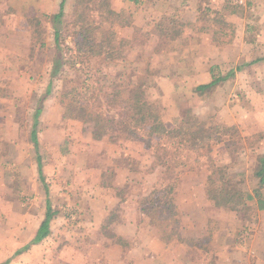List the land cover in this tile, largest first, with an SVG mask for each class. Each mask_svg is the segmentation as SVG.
Wrapping results in <instances>:
<instances>
[{"label": "rangeland", "instance_id": "obj_1", "mask_svg": "<svg viewBox=\"0 0 264 264\" xmlns=\"http://www.w3.org/2000/svg\"><path fill=\"white\" fill-rule=\"evenodd\" d=\"M95 1L101 3V11L89 18L100 24L94 31L95 44L103 51L102 60L110 53L116 55L113 63L102 65L111 81L128 88L146 87L148 98L161 106L169 129L185 131L197 120L206 127L231 126L236 132L212 142L207 156L176 146L158 163L156 142L149 146L145 135L115 143L100 140L92 134L91 125L66 116L63 85L65 79L74 78V71L65 70L51 78L57 51L54 16L64 13L60 46L65 51L74 46L77 23H84L80 15L89 12L86 8L95 9ZM189 1L159 0L151 7L116 0L117 8L125 4L119 12L128 18L127 23L131 21L125 26L101 18L107 5L114 7L113 0H83L87 4L79 0H0V211L9 209L8 216L0 214V228L8 229L0 232V240L15 239L13 230L20 226L21 211L25 214L24 240L31 242L48 206L56 213L54 226L66 223L69 232L87 221L91 225V217L82 210L99 207L112 210L105 222L106 232L125 226L126 234L132 235L127 241H135L142 252L144 241L162 240L174 256L189 255L190 264L199 259L200 264H223L230 256L238 262L251 257L250 264L256 258L264 259V218L258 200H247L246 209L231 210L216 206L208 196L211 175L217 187L224 174L245 192L257 186L254 168L264 153V112L258 111L257 119L244 99L264 95V65L251 70L247 82L254 75L259 80L244 88L222 82L220 89L200 95L184 82L195 63L208 62L213 55L209 40L199 39L200 35H210L220 47L233 45L234 54L242 51L239 61L243 62L239 63H244V38L235 40L240 31L244 33V14L252 19L251 13L244 10L245 0H227L228 8L215 10L202 0ZM233 15L243 22L226 20ZM250 33L256 43L264 39V28ZM235 62L231 66L239 65ZM164 81L176 88L164 86ZM109 99L100 96L87 102L94 110L120 118ZM42 102L37 149L31 137ZM231 118L243 122L232 125ZM46 242L43 252L50 244L53 249L52 241ZM59 250L57 260H61ZM42 261L33 256L24 264Z\"/></svg>", "mask_w": 264, "mask_h": 264}, {"label": "trees", "instance_id": "obj_2", "mask_svg": "<svg viewBox=\"0 0 264 264\" xmlns=\"http://www.w3.org/2000/svg\"><path fill=\"white\" fill-rule=\"evenodd\" d=\"M79 1L87 4L83 0ZM95 5L97 6L95 9L86 8L89 12L84 11V14L80 15V17H83L84 23H77L74 46L65 47V51L60 46L62 36L61 19L64 17V13L61 11L54 16L56 21L54 36L57 51L53 60L51 78L59 77L66 72L65 70L74 71V78L65 79L63 85V95L68 101L66 116L91 125L92 134L100 140L108 138L115 143L122 139H139L142 135H145L147 137L146 143L149 146L152 147L154 142H156V160L158 163L163 161L164 154L168 155L171 149L176 148V146H182L189 151L195 152L200 157L207 156L211 150L212 142L222 141L224 136L231 133L234 134V131L236 132L234 127L226 125L206 127L197 120H194L185 131L180 127L169 129L164 123L161 106L148 98L146 87L133 85L128 88L125 83L118 85L114 80L111 81V75L103 70L102 65L107 66L113 63L116 55L115 53H110L105 59L110 60L107 63L102 60V49H97L94 31L100 24L89 20L92 13L98 12V10L101 11V3L98 4L95 1ZM103 12L104 14H102L101 18L104 21L111 24L131 25V21L127 23L126 20L128 18L124 17V13L116 12L110 5H107ZM111 36L112 41H114V34H111ZM137 73L139 74V72ZM224 80L225 77L215 78L212 83L198 86L194 91L200 95L208 94ZM50 89H48L47 94L50 93ZM100 96L110 98L108 104L120 111V118L108 115L107 111H98L91 108L90 103L87 101L90 98L98 99ZM43 104L42 102L35 113L31 137L37 149L40 148L38 129ZM38 160L41 159L38 158ZM258 164L257 175L260 177L259 184L263 186L264 155L259 157ZM221 178V186L219 187H217L213 175L208 178L209 198L218 207L231 210L246 209L248 205L244 190L225 174ZM259 203L260 208L264 207L262 200H259ZM48 209L51 210L49 206ZM152 210L154 211L155 208ZM50 216H47V220L42 225L35 239L36 242L46 237Z\"/></svg>", "mask_w": 264, "mask_h": 264}, {"label": "crops", "instance_id": "obj_3", "mask_svg": "<svg viewBox=\"0 0 264 264\" xmlns=\"http://www.w3.org/2000/svg\"><path fill=\"white\" fill-rule=\"evenodd\" d=\"M135 2L150 4L151 7H153L154 4L159 3V0H134ZM163 0H161L162 2ZM193 0H190L189 2H192ZM204 6L208 5L210 9H217V8H228L229 4L226 3L227 0H202ZM160 2V3H161ZM208 3V4H207ZM65 3H61L62 6H64ZM116 0H113L114 7L112 8L116 12H119L122 10L125 4L118 5V8L115 6ZM231 6V5H230ZM198 8L200 9V5H198ZM244 10L250 11L252 19L248 18L244 14V33L240 31V33L237 34V38L235 40L238 41V39L244 38V63L240 65L243 61H239L240 57H243L242 51L238 52L235 48L236 53L234 54V47L233 45H230L228 48L227 46L220 47L218 46V42H214L213 39L210 37V35H206L202 37L199 36V39L206 38L209 40V49L212 51V54L209 61L207 62H201L198 61L192 66V69L188 71L184 75V82L185 86L188 87H198L201 85H207L214 81L215 78H224L225 80L222 81L223 83L241 86V88L247 87L248 83L256 82L257 77L254 75L251 78V81L247 82L249 80V74L251 73V70L258 71V66L264 65V39H261L256 43L255 40L251 39L249 36L251 35L250 31L253 30H259L264 28V0H245L244 4ZM59 14V13H58ZM57 15V14H56ZM231 15V14H230ZM230 22L241 24L240 20L241 18L237 15L230 16L228 19ZM241 22H243L241 20ZM244 34V37H243ZM237 44V43H236ZM240 46H243L242 43ZM242 48V47H241ZM263 49V50H261ZM222 55V57H220ZM227 55L229 56V60H227ZM234 56H237L235 59ZM224 57V59H223ZM221 60V61H220ZM236 61V64H239L235 67L231 66V64ZM240 62V63H239ZM224 67V69H223ZM228 68V69H227ZM258 69V70H257ZM226 72H230V74L226 75ZM226 75V76H225ZM232 77V78H231ZM232 79V80H230ZM236 79V81H235ZM261 80V79H260ZM170 81H164L163 85H167L170 88L172 83H168ZM219 85H221V83ZM217 86L216 89H220V86ZM173 87V89H174ZM169 88V89H170ZM176 88V87H175ZM48 99H46L47 101ZM46 101L44 103H46ZM244 103L250 104L251 109H253L257 115L258 111L264 112V95L263 94H255V95H248L244 99ZM255 107L257 110H255ZM43 112V110H42ZM261 112V113H262ZM260 113V114H261ZM42 113L39 118L41 122ZM259 115L257 116V119H259ZM229 124H236L243 122V119H229ZM238 125V124H237ZM231 127V126H230ZM256 132H253V134H256ZM38 138H39V132H38ZM264 155L263 154H260ZM259 156V157H260ZM258 157V159H259ZM258 161L256 162L255 168H254V176L257 179V186L256 188L251 192H245L246 194V200H262L264 202V185L260 186V177L257 175V169H258ZM2 175V173H0ZM1 198L2 194H0ZM6 198L7 195L5 196ZM4 197V198H5ZM248 205V204H247ZM51 208H46V218L42 221L39 228L37 229L35 238L31 242H25L24 240V231H25V214L21 211L20 217H21V223L20 226H16V229L13 230L16 232V237L14 240H0V264H14L17 261H19V264H24V260L31 259L33 256H39L42 258V264L43 262L46 264H58V263H64V264H190L188 260L191 261L192 258L184 257L178 255H173L172 251H170L169 248H166V244L164 241L156 240L155 242L152 241H144V244L142 245L144 247L143 252L142 250H138L136 247L135 241H127L129 236H132L131 233L126 234L128 231L127 228L124 226H120L118 230L115 232L109 231L106 232V221L109 218V214L112 210L109 208L107 211H105L102 208L95 207L91 210H82L86 216L91 217V220L89 223L91 225H88V221L86 224H80L78 226V229L75 230V232H69L68 230L70 227L64 223L54 226V223H52V218L56 214L53 210L52 206H49ZM261 216L264 218V207L260 208L259 203V209ZM79 212H81V209H79ZM1 216L9 214V209H5L4 211H0ZM51 215L49 224H48V230L46 237H44L40 241H35L42 225L47 220V216ZM105 223V224H104ZM130 226H128L129 228ZM131 228V227H130ZM7 228H0V232L7 233ZM93 232L92 235H90V232ZM73 233V234H72ZM109 233V234H108ZM20 235V240L19 237ZM57 235L59 238H57ZM65 235V236H63ZM54 237V239H52ZM50 240L52 241V248L48 247L47 252H43L42 248L46 245V241ZM58 240V242L56 241ZM130 243L129 244L127 243ZM58 245V246H57ZM58 249L61 253V260H57V257L59 255ZM183 248V247H182ZM180 250V249H179ZM188 251V250H186ZM194 254V252H192ZM229 262H224L223 264H250L251 257L248 261H244V259L240 260L239 262L234 259L233 256H230V258L226 259ZM253 260V259H252ZM192 264H200L199 260H193ZM39 264V263H38ZM210 264V263H209ZM211 264H214L213 262ZM252 264H264V259L256 258L254 261H252Z\"/></svg>", "mask_w": 264, "mask_h": 264}]
</instances>
